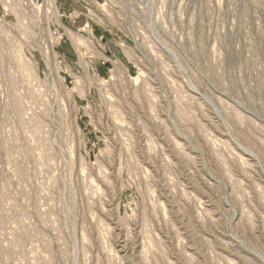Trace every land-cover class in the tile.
Wrapping results in <instances>:
<instances>
[{
  "label": "rangeland",
  "instance_id": "374dc122",
  "mask_svg": "<svg viewBox=\"0 0 264 264\" xmlns=\"http://www.w3.org/2000/svg\"><path fill=\"white\" fill-rule=\"evenodd\" d=\"M0 264H264V0H0Z\"/></svg>",
  "mask_w": 264,
  "mask_h": 264
}]
</instances>
